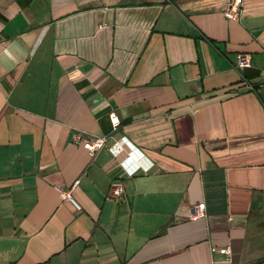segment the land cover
Listing matches in <instances>:
<instances>
[{"label": "crops", "instance_id": "obj_1", "mask_svg": "<svg viewBox=\"0 0 264 264\" xmlns=\"http://www.w3.org/2000/svg\"><path fill=\"white\" fill-rule=\"evenodd\" d=\"M228 1L0 0V264H264V0Z\"/></svg>", "mask_w": 264, "mask_h": 264}, {"label": "built area", "instance_id": "obj_2", "mask_svg": "<svg viewBox=\"0 0 264 264\" xmlns=\"http://www.w3.org/2000/svg\"><path fill=\"white\" fill-rule=\"evenodd\" d=\"M241 0H229L221 8V14L226 20H234L240 11ZM234 65L236 70L241 71L243 69L250 68L251 60L250 56L246 53H236L234 55ZM261 76L264 77V70L261 71ZM109 122L112 127H115L118 123L117 117L110 115ZM81 144V147L86 151L89 157H92L96 151H98L105 143V137L89 136L81 139L79 136L74 138ZM108 152L111 154L115 163L124 170L126 176L131 177L136 173H146L149 170V164L144 159L143 155L134 149L125 139L121 138L108 148ZM75 185V183H74ZM121 186L119 183H112L109 190V197L116 200L121 195ZM66 195V194H65ZM75 209H78L76 204L70 200ZM203 204H196L189 208L187 212L188 219L202 218L204 215ZM211 252L215 251L213 248ZM220 254H228V249H220L217 251Z\"/></svg>", "mask_w": 264, "mask_h": 264}]
</instances>
